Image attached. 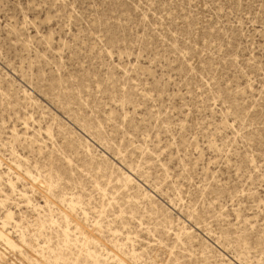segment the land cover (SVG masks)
<instances>
[{
  "label": "rangeland",
  "instance_id": "1",
  "mask_svg": "<svg viewBox=\"0 0 264 264\" xmlns=\"http://www.w3.org/2000/svg\"><path fill=\"white\" fill-rule=\"evenodd\" d=\"M0 173V264H264V0H0Z\"/></svg>",
  "mask_w": 264,
  "mask_h": 264
},
{
  "label": "bare ground",
  "instance_id": "2",
  "mask_svg": "<svg viewBox=\"0 0 264 264\" xmlns=\"http://www.w3.org/2000/svg\"><path fill=\"white\" fill-rule=\"evenodd\" d=\"M3 174L0 173V177ZM15 180L16 177H15ZM15 181L13 179H11L10 177L7 179V185L9 187V189L13 190L15 185H14ZM7 195H5L6 198ZM4 199H0V201L5 200ZM12 219V211L10 209H6L5 214L3 217H1L0 219V240H2L5 244L9 245L10 247H17V244L14 242V240L9 236V232L5 231V226L8 223L9 220ZM24 238L23 235H21V243H24Z\"/></svg>",
  "mask_w": 264,
  "mask_h": 264
}]
</instances>
